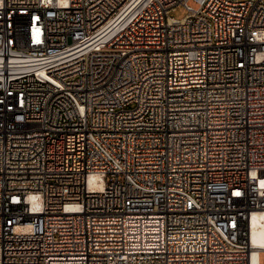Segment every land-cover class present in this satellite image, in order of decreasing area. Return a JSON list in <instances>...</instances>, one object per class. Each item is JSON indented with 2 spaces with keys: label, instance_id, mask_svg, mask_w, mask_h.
<instances>
[{
  "label": "built area",
  "instance_id": "1",
  "mask_svg": "<svg viewBox=\"0 0 264 264\" xmlns=\"http://www.w3.org/2000/svg\"><path fill=\"white\" fill-rule=\"evenodd\" d=\"M256 213L264 0H0V264H260Z\"/></svg>",
  "mask_w": 264,
  "mask_h": 264
},
{
  "label": "bare ground",
  "instance_id": "2",
  "mask_svg": "<svg viewBox=\"0 0 264 264\" xmlns=\"http://www.w3.org/2000/svg\"><path fill=\"white\" fill-rule=\"evenodd\" d=\"M94 178H97V176H94ZM253 229H252V235L254 242L264 247V222L261 219V216L259 213H256L252 220ZM257 256V252L255 253V257Z\"/></svg>",
  "mask_w": 264,
  "mask_h": 264
},
{
  "label": "rangeland",
  "instance_id": "3",
  "mask_svg": "<svg viewBox=\"0 0 264 264\" xmlns=\"http://www.w3.org/2000/svg\"><path fill=\"white\" fill-rule=\"evenodd\" d=\"M194 6H197L195 2H192ZM187 10L184 6L180 5L175 10L171 12L172 16H175L177 18H182L187 14ZM260 264H264V251L260 252Z\"/></svg>",
  "mask_w": 264,
  "mask_h": 264
}]
</instances>
